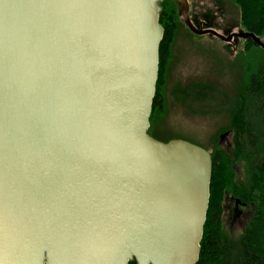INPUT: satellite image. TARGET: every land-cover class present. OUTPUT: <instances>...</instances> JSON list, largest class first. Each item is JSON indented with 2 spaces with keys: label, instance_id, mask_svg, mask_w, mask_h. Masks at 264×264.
Wrapping results in <instances>:
<instances>
[{
  "label": "water",
  "instance_id": "obj_1",
  "mask_svg": "<svg viewBox=\"0 0 264 264\" xmlns=\"http://www.w3.org/2000/svg\"><path fill=\"white\" fill-rule=\"evenodd\" d=\"M162 1L0 0V264L198 262L211 153L148 132Z\"/></svg>",
  "mask_w": 264,
  "mask_h": 264
},
{
  "label": "trees",
  "instance_id": "obj_2",
  "mask_svg": "<svg viewBox=\"0 0 264 264\" xmlns=\"http://www.w3.org/2000/svg\"><path fill=\"white\" fill-rule=\"evenodd\" d=\"M230 1L239 8L246 28L258 32L264 19V0ZM174 3L175 0L160 2V23L166 27V31L159 48V73L150 116L151 126L148 130L149 134L164 142L171 139L158 137L153 134L152 129L155 116L161 114L165 108L160 85L164 60L172 45V30L182 24L175 12ZM255 47L247 46L245 65L248 66V71L244 87L236 97L232 98L227 91H219L211 86L206 88L203 85L193 86L183 92L191 107L194 106L190 98L192 90L219 91L223 95V102L212 110L223 108L231 113L230 127L227 129L231 135L228 146L211 150L195 142L211 153L210 194L213 196L207 211L201 252L196 264H264V53L257 52ZM236 163H242L245 168L242 181L237 180ZM227 190H232L234 195L249 202L255 209L244 232L235 238L221 227L220 222V205ZM129 264H137L136 259L130 260Z\"/></svg>",
  "mask_w": 264,
  "mask_h": 264
},
{
  "label": "rangeland",
  "instance_id": "obj_3",
  "mask_svg": "<svg viewBox=\"0 0 264 264\" xmlns=\"http://www.w3.org/2000/svg\"><path fill=\"white\" fill-rule=\"evenodd\" d=\"M212 14L210 28L221 33L229 22L241 18L239 8L230 0H212ZM185 29L182 27L176 32V38L171 39L172 45L164 60L160 90L165 108L155 116L152 132L162 139L186 138L215 150L229 144L231 135L227 129L231 113L223 108L218 111L212 108L219 107L223 102L219 91H227L233 98L244 87L248 71L246 50L240 53L236 43L231 47L210 34L203 35L201 40L195 39ZM196 85L216 87L219 91L192 90L190 98L194 106L190 107L183 92ZM226 132L229 133L227 145L220 141V136ZM243 169L242 163H236L238 181L244 180ZM230 226L226 218L224 228L228 234L233 231L230 236L234 238L242 233L244 227L243 223H237L234 230Z\"/></svg>",
  "mask_w": 264,
  "mask_h": 264
},
{
  "label": "flooded vegetation",
  "instance_id": "obj_4",
  "mask_svg": "<svg viewBox=\"0 0 264 264\" xmlns=\"http://www.w3.org/2000/svg\"><path fill=\"white\" fill-rule=\"evenodd\" d=\"M189 5V16L190 20L196 30H207L211 29L210 25L213 22V14H212V0H187ZM175 12L178 15V19L182 24L178 25L174 28V33L172 32V38H176L175 34L180 31L183 28H186L195 39L199 38L202 39L203 35L210 34L214 35L212 33H204V34H198L190 29V27L186 24L184 21V18L182 16V6L181 3L178 0H175ZM238 13V12H237ZM238 15V14H237ZM164 30L166 31V27L164 26ZM212 30V29H211ZM164 31V32H165ZM224 33H221L220 31H217L218 33L222 34L225 38H230L229 40H224L222 38H219L218 36H215L216 38H219L220 40L224 41L227 45L231 46L236 43L238 52L244 53V49H247V46H256L257 52L261 51L264 52V19L262 23V27L259 29L258 32H252L245 26L244 18L241 15V18L235 20L233 23H228V26L225 30H223ZM177 35V34H176ZM172 39V40H173ZM174 43V42H173ZM232 190H227L222 197L221 201V212H220V222L221 227L225 230L224 224L225 219L227 218L229 220V225L234 230L235 225L237 223H243V231L246 229L249 221L254 215L255 209L252 204H250L247 201L242 200L237 195H234ZM212 195L210 194V201H209V207L210 208ZM245 219H247L245 221ZM245 223V224H244ZM226 231V230H225ZM233 231H230V233ZM229 235H232V233Z\"/></svg>",
  "mask_w": 264,
  "mask_h": 264
}]
</instances>
